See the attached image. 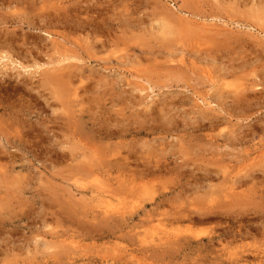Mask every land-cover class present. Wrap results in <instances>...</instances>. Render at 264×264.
<instances>
[{
	"label": "rangeland",
	"instance_id": "rangeland-1",
	"mask_svg": "<svg viewBox=\"0 0 264 264\" xmlns=\"http://www.w3.org/2000/svg\"><path fill=\"white\" fill-rule=\"evenodd\" d=\"M0 264H264V0H0Z\"/></svg>",
	"mask_w": 264,
	"mask_h": 264
},
{
	"label": "bare ground",
	"instance_id": "bare-ground-1",
	"mask_svg": "<svg viewBox=\"0 0 264 264\" xmlns=\"http://www.w3.org/2000/svg\"><path fill=\"white\" fill-rule=\"evenodd\" d=\"M42 2V1H41ZM62 9V8H61ZM37 10V9H36ZM66 12V11H65ZM66 15V14H65ZM65 17V16H64ZM65 20H66V18H65ZM37 25V24H36ZM46 29V28H45ZM48 32V31H47ZM16 35V34H15ZM6 38V37H5ZM30 39V38H29ZM16 39H12V42L11 41H9L10 43H15L16 41H15ZM2 41H3V39H2ZM3 44H4V42H3ZM8 45V44H7ZM77 46V45H76ZM58 47V46H57ZM45 48V47H44ZM11 49V48H10ZM25 51V50H24ZM47 51V50H46ZM15 52V51H14ZM13 52V53H14ZM33 52H31V54H32ZM43 53V52H42ZM45 56V55H44ZM49 56V55H48ZM70 56V55H69ZM50 57V56H49ZM51 58V57H50ZM64 60V59H63ZM57 63V62H56ZM36 64H34V66H35ZM60 65V64H59ZM37 66V65H36ZM24 69V68H23ZM79 69V68H78ZM62 72V71H61ZM46 76H48V75H46ZM67 76V75H66ZM67 81V80H66ZM74 85H75V83H74ZM71 86V85H70ZM118 125V124H117ZM202 126V125H201ZM123 129V128H122ZM108 135V134H107ZM114 135V134H113ZM98 141V140H97ZM78 157V156H77ZM161 157V156H160ZM121 159V158H120ZM121 161H122V159H121ZM160 161V160H159ZM125 164V163H124ZM119 165H120V163H119ZM126 166H128V165H126ZM121 167V166H120ZM157 167V166H156ZM152 168V167H151ZM151 170V169H150ZM142 172V171H141ZM148 172V171H147ZM156 173V172H155ZM141 174V173H140ZM153 174V173H152ZM151 174V175H152ZM161 174V173H160ZM141 176V175H140ZM141 178V177H140ZM147 177H145V179H146ZM246 178V177H245ZM252 180V179H251ZM148 181V180H147ZM149 182H150V180H149ZM152 183V182H151ZM236 184V183H235ZM240 194V193H239ZM238 205V204H237ZM224 209V208H223ZM225 211V210H224ZM218 214V213H217ZM204 217V216H203ZM214 217V216H213ZM179 218V217H178ZM177 218V219H178ZM236 234V233H235Z\"/></svg>",
	"mask_w": 264,
	"mask_h": 264
}]
</instances>
